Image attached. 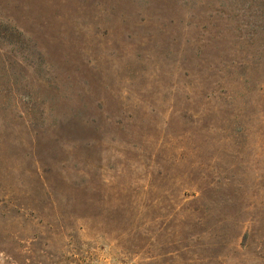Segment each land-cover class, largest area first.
<instances>
[{
	"label": "rangeland",
	"instance_id": "1",
	"mask_svg": "<svg viewBox=\"0 0 264 264\" xmlns=\"http://www.w3.org/2000/svg\"><path fill=\"white\" fill-rule=\"evenodd\" d=\"M0 264H264V0H0Z\"/></svg>",
	"mask_w": 264,
	"mask_h": 264
}]
</instances>
